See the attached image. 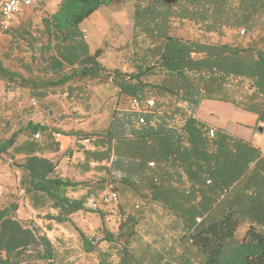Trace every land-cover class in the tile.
<instances>
[{"label": "trees", "instance_id": "trees-1", "mask_svg": "<svg viewBox=\"0 0 264 264\" xmlns=\"http://www.w3.org/2000/svg\"><path fill=\"white\" fill-rule=\"evenodd\" d=\"M112 1L60 0L55 13L44 20V29L69 43L84 20ZM131 19V73H107L99 62L103 50L97 49L80 61L65 60L79 70L60 81L76 75L101 84L112 76L118 89L117 115L107 130L95 134L114 142L96 160H110V168L101 170L107 178L97 182L59 178V161L40 156L43 150L36 143L32 150H15L22 130L0 141V156H6L19 175V198L39 223L19 220L16 202L0 209V264H74L78 258L73 249L64 245L66 251L60 255L54 249L48 232L55 226L76 237L82 254H91L96 244L75 225L74 216L79 212L102 216L97 205L107 196L103 193L116 195L120 187L136 198L147 193L151 202H162L173 213L172 228H179V234L165 256L147 259L145 253L157 251L141 250L134 230L137 213L128 214L115 239L107 233L101 239L123 242L119 251L128 256L119 264H168L175 261V253L182 257L178 264H264V157L250 142L225 131L214 129L209 137L213 128L194 117L201 102L217 101L253 114L257 125L264 123V0H133ZM179 30L217 36L241 30L258 37L246 46L210 44L174 35ZM0 79L27 83L1 63ZM138 116L143 124H138ZM26 131L41 138L47 129L33 125ZM19 155H24L22 160H16ZM88 157L86 153L85 160ZM139 180L144 186H137ZM77 189L85 192L81 198L68 196ZM161 191L165 197L159 199L156 192L160 196Z\"/></svg>", "mask_w": 264, "mask_h": 264}, {"label": "crops", "instance_id": "crops-1", "mask_svg": "<svg viewBox=\"0 0 264 264\" xmlns=\"http://www.w3.org/2000/svg\"><path fill=\"white\" fill-rule=\"evenodd\" d=\"M58 3L59 1L53 0L41 5L37 4L22 15L15 17L7 30H0V63L2 67L16 73L27 82L22 85L19 82H7L0 79V141H5L22 130L15 138V150H32L31 144L36 143L38 150H43L40 156L52 162L59 161L56 169V175L59 178L72 182H97L108 177V174L101 170L110 168V160L102 163H98L96 160L100 156L99 153L111 150L114 142L101 136L96 137L95 134H101L107 130L113 119V114L117 115L115 106L118 89L112 83V76L101 84H98L95 79L77 77L76 75L66 83L60 81L71 74H76L79 70L76 63L68 65L66 62L69 63L71 58L80 61L84 54L91 55L97 49L103 50L99 62L107 73L115 70L122 73L133 71L131 51L126 52L121 50L120 46H116L119 43L117 36H119V30L123 25L131 27L132 33V21L129 22V16H131L133 0L130 3L124 2L119 8H114L117 10L114 13L115 20L105 11L101 12V8L97 10L78 26L75 39L69 43L49 36L44 29V20L55 13ZM114 3L115 0L110 6ZM109 31L113 32V37H111L113 45L105 44ZM130 67L132 69H129ZM38 84H42V86ZM46 84L59 85L46 86ZM202 103L213 105L217 114H221L223 111L233 112L230 122L241 128L257 131L258 134L264 133L263 122L257 125L253 114L244 112L229 103L217 101H203ZM194 117L208 127L225 131L235 138L250 142L253 147L260 150L264 157V143H261L260 140L253 141L250 137H241L233 129H226L227 124L211 123L202 115L199 107ZM33 125L47 129V132L43 133L38 140L34 139L32 132L26 131ZM259 127L261 131L258 132ZM76 132L94 134V136L77 139L66 135ZM57 134L60 136L56 137ZM53 150L58 151L53 153ZM86 153L89 157L85 160ZM23 157L24 155H19L16 160H22ZM1 158L3 156H0V161H2ZM5 166L10 168V174L0 180L4 183L0 190L2 191L0 202L5 198L7 204L4 206L11 202L18 203L16 217L22 221L34 220L36 224H39L35 219L34 211L19 198L16 188L18 172L14 171L7 162ZM144 182L139 180L137 186H144ZM84 193L83 190L77 189L69 191L68 196L79 199ZM111 193L114 192L106 191L103 194L109 196ZM158 194L156 192V197L159 199L165 197L164 193L160 196ZM116 196L117 200L110 202L114 203L115 208V210H111L113 214L110 217L118 220L115 234L112 233V230L109 232L102 228L99 230V227L96 228L99 232L98 241L96 240L94 243L93 240L96 238L89 237L92 244H96L95 251L84 255L81 253V245L77 242L76 237H73L75 240L73 244L64 243L62 240L64 238L61 237L68 234L67 231L55 226L52 231L48 232V235L54 236L52 244L57 253L63 254L66 248L62 249L61 247L67 245V249H73L74 257L78 258L74 260V264H119L123 258L126 259L128 256V254L123 255L119 251L123 242H107L101 239L106 233L113 235L115 239L120 233V227L126 216L135 213H137L138 222L134 230L141 250L157 251V254L150 252L146 255L145 253L147 259L153 255L165 256V252L174 248L172 240L179 234V228H172L171 222L175 220V217L167 206L159 201L151 202L147 193L136 198L124 187L119 188ZM104 206L99 205L97 210ZM22 209L26 212L25 218H21ZM83 213L86 212L77 213L73 220L85 235V231L81 229L76 220L79 215H81L80 218H83ZM101 215H103L102 212ZM238 233L241 235L243 231L240 230ZM131 247H135L134 250L138 248L135 244ZM175 251L177 252L176 249ZM179 256L175 253L173 257L176 262H168V264H178L177 260L182 258ZM88 260L91 262H87Z\"/></svg>", "mask_w": 264, "mask_h": 264}, {"label": "rangeland", "instance_id": "rangeland-1", "mask_svg": "<svg viewBox=\"0 0 264 264\" xmlns=\"http://www.w3.org/2000/svg\"><path fill=\"white\" fill-rule=\"evenodd\" d=\"M124 2L130 3L131 0H115L114 5L101 7L100 10H102L101 12L105 11L106 14H108L112 19H114V13L117 11L114 8H119L121 5L124 4ZM129 20H130L129 22L131 23L132 21L131 16H129ZM115 31L118 32L117 30ZM241 32H242L241 30L239 32L225 31L222 36H217L215 34H210V35L201 34L195 30L187 31V32H184L183 30H179V31H174V35L182 36L184 38H196L199 41L204 42V43H210V44L228 43V44L239 45V46H246V44H248L250 40H255L258 37V33H254L252 35H246V34H241ZM118 34L119 36L117 37L119 39L118 40L119 43L116 44V46L118 47L120 46L121 50L129 52L130 47H132V45H129V42H130L129 39L131 40V34H132L131 27H126V25H123L121 29L119 30ZM111 37H113V32L109 31L106 35L105 44L113 45V42L111 43ZM126 40H127V43H126ZM139 47L140 49L144 48V46L141 44ZM126 69H128V67H126ZM129 69H132V68L130 67ZM224 108L229 109L230 107H224ZM199 109L202 115L211 123L219 122L224 125L227 124L226 129H233L241 137H246V138L250 137V139H252L253 141L260 140L261 143H264V133L258 134L257 131H251L250 129H247V128H241L237 124L235 125L232 122H230L232 121L231 115L233 114V112L231 113L229 111H223L221 114H217V112L213 109V105H211L210 103H202L201 105H199ZM7 159L8 158L6 156L1 158L3 162L0 161V170H2L0 172V180L1 179L3 180L5 176H8L10 174V170H9L10 168L8 166H5ZM12 183L14 182L12 181ZM3 184L4 183L0 181V190H1V187H3ZM0 193H2V191H0ZM5 204H7V200L3 198L2 202H0V208L4 206ZM90 205H91V202L90 201L87 202V206H90ZM99 205L107 206V207L104 206L100 210L98 209L100 212H102L103 214L102 216L98 214L93 215L92 213L91 214L83 213L82 214L83 218H80L81 215L76 217V220L78 222L77 224H79V226H81V229L85 231V236L88 238L91 236L93 238H96L95 240H93L94 243L99 238V232H97L98 230L96 228L99 227V230H101L102 228L104 229V231H109V232L112 230V233L114 232L113 234H115L116 229L118 227V220L110 217L113 214L111 210H115L114 203L109 202L107 203V205L99 203L97 205V208ZM25 213L26 212L23 211L22 209L21 218H25L24 217ZM108 219L109 221H107ZM53 237L54 236H49L51 240L53 239ZM61 238H64L62 239L64 240V243L73 244L75 242L74 238L68 234H65ZM87 262H91V261L88 260Z\"/></svg>", "mask_w": 264, "mask_h": 264}, {"label": "built area", "instance_id": "built-area-1", "mask_svg": "<svg viewBox=\"0 0 264 264\" xmlns=\"http://www.w3.org/2000/svg\"><path fill=\"white\" fill-rule=\"evenodd\" d=\"M53 0H0V30H7L11 21L17 17L22 15L25 11L28 9L34 7L35 5H41L47 2H50ZM60 1V0H56ZM243 34V32H241ZM147 107L150 109L153 107V101L149 100L146 102ZM133 107L137 106V101H133L132 103ZM144 120L142 116H138V124H143ZM264 127V123L262 124ZM209 137L214 136V129H210L208 132ZM56 137H59L60 135H55ZM34 139L38 140L40 139V134L37 133L34 136ZM150 167H153V164L149 165ZM117 196L114 193H111L109 196H105L101 199V204H107L111 201H116Z\"/></svg>", "mask_w": 264, "mask_h": 264}, {"label": "water", "instance_id": "water-1", "mask_svg": "<svg viewBox=\"0 0 264 264\" xmlns=\"http://www.w3.org/2000/svg\"><path fill=\"white\" fill-rule=\"evenodd\" d=\"M261 131L260 127L258 128V132Z\"/></svg>", "mask_w": 264, "mask_h": 264}]
</instances>
